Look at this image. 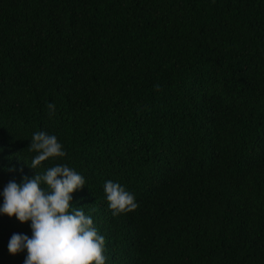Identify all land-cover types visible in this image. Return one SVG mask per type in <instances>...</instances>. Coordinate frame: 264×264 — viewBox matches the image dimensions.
<instances>
[{
    "label": "trees",
    "instance_id": "16d2710c",
    "mask_svg": "<svg viewBox=\"0 0 264 264\" xmlns=\"http://www.w3.org/2000/svg\"><path fill=\"white\" fill-rule=\"evenodd\" d=\"M38 131L66 155L33 169ZM57 164L106 264H264V0H0V205ZM30 224L0 214V264Z\"/></svg>",
    "mask_w": 264,
    "mask_h": 264
},
{
    "label": "clouds",
    "instance_id": "9594fccd",
    "mask_svg": "<svg viewBox=\"0 0 264 264\" xmlns=\"http://www.w3.org/2000/svg\"><path fill=\"white\" fill-rule=\"evenodd\" d=\"M49 114L55 105L48 103ZM36 153L29 166L38 169L49 159L63 157L62 144L55 135L35 132L28 146ZM85 177L67 165L57 164L22 183L9 181L3 188L0 214L31 222V236L13 233L8 242L12 255L25 252L24 264H106L105 238L93 218L73 207V193L83 189ZM108 207L113 215L135 210L134 194L112 180L104 184Z\"/></svg>",
    "mask_w": 264,
    "mask_h": 264
}]
</instances>
